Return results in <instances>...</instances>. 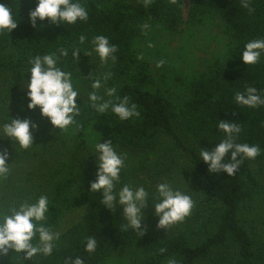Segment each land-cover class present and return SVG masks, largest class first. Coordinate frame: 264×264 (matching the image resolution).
<instances>
[{"label": "trees", "instance_id": "trees-1", "mask_svg": "<svg viewBox=\"0 0 264 264\" xmlns=\"http://www.w3.org/2000/svg\"><path fill=\"white\" fill-rule=\"evenodd\" d=\"M189 1L185 29L179 35L180 53H174L170 43L183 24L182 0H79L87 7V21L64 26L45 19L37 20L35 27L28 14L36 0H0L18 23L9 35L0 32V81L5 79L14 87L28 78L21 75L30 69L31 58L59 55L63 48L68 55L60 56L57 66L72 73L73 85L83 95L72 125L56 129L51 137L38 125L41 132L35 134L37 147L32 155L41 170L31 172L30 184L17 188L7 200L0 196V216L46 195L45 227L53 233L69 212L88 203L82 220L53 242L51 255L37 254L25 262L23 253L20 257L10 251L0 257V264H70L69 258L77 256L83 264H168L169 260L264 264V237L247 215L263 191L254 166L264 162V105L234 104V95L249 86L264 97V51L256 64L246 66L240 59L247 42L264 39V0H246L247 8L245 0ZM203 32L205 43L213 37L219 47L199 61L194 51L201 45ZM81 35L86 37L83 44ZM97 35L116 46L114 61L102 64L92 51L91 41ZM75 49L91 55L80 53L77 61L72 56ZM160 61L163 64L157 67ZM97 78L102 80L99 95L114 103L119 102L117 97L127 96L139 116L120 121L110 110L99 114L90 108L88 93L93 91L92 79ZM108 88L116 89L113 97L105 94ZM219 119L239 124L235 143L261 149L255 159H244L231 176L209 172L199 157L201 148L211 150L225 138L217 127ZM4 121L8 122L6 116ZM105 139L124 160L115 191L133 184L144 187L153 201H157L156 186L171 178L177 153L187 158V183L199 199L166 238L122 227L125 223L118 213L103 206L98 192L89 191L96 172L95 144ZM62 147L64 155L49 161ZM229 160L230 154L225 162ZM7 175L0 182L8 183ZM89 237L97 241L92 253L85 251Z\"/></svg>", "mask_w": 264, "mask_h": 264}, {"label": "clouds", "instance_id": "clouds-1", "mask_svg": "<svg viewBox=\"0 0 264 264\" xmlns=\"http://www.w3.org/2000/svg\"><path fill=\"white\" fill-rule=\"evenodd\" d=\"M243 7H249L248 3H243ZM29 21L33 27L37 20L47 21L51 24L72 25L77 21H87L88 10L79 0H36V7L29 11ZM10 7L0 2V32L9 33L17 27ZM86 37L80 36V43L85 42ZM92 51L95 52L99 61L103 64L109 59L115 60L117 48L110 44L109 39L104 35H97L92 38ZM264 51V39H256L245 44L240 55L242 62L248 66L256 64ZM91 55L89 52H81L75 49L72 56L78 61L79 54ZM66 49H59L56 53L37 55L30 59L31 65L24 74H28L26 80H22V91L27 99L28 110L39 109L41 117L47 118L51 125L49 133L54 130H64L72 125L80 114V105L77 99L79 91L73 86L72 73L58 67L60 56H67ZM163 61L158 62L157 67ZM90 75V73H89ZM88 75V76H89ZM102 87L101 79H92L91 89L88 93V103L90 108L96 113L103 114L111 111L120 121L128 120L131 117L139 116L135 104H129L127 96L117 97L118 103L112 100H105L98 94ZM115 88H108L105 94L113 97ZM234 104L255 108L264 105V97L258 94L255 87H246L244 92H237L234 95ZM9 122L3 123L0 127L3 136L7 138L10 145L20 149H28L33 146V132L38 125L29 119L8 118ZM217 127L225 134V138L216 144L211 150L201 148L199 153L200 161L208 165L211 173H227L234 175L244 159H255L261 152L258 145L248 143H235L236 135L241 128L238 123L219 119ZM94 157L96 165L95 179L90 182L89 191L102 197L101 203L110 210H115L122 206L124 219L127 221L122 227H131L143 235L141 229L144 220V208L147 206L149 193L144 187L122 186L119 191H115V185L120 180V172L124 166V160L116 152L110 140L95 144ZM230 154V160L226 161V156ZM239 157V159H238ZM7 150L0 151V177L8 174L9 168L6 160ZM156 200L152 204L154 215L158 217L157 227L165 228L183 220L190 215L193 208V201L187 194L179 190H174L167 183H160L156 186ZM118 206V207H117ZM49 211V199L46 195H41L35 202L21 203L18 207H12L10 214L0 216V256H6L11 251L14 254L23 253V261H30L33 256L40 254L49 256L53 252L54 235L45 227L47 220L46 213ZM34 239L37 243L34 245ZM97 241L89 237L85 244V251L92 253L96 250ZM163 251V249H161ZM70 264H83V260L77 256L69 258ZM168 264H176L174 260H169Z\"/></svg>", "mask_w": 264, "mask_h": 264}, {"label": "rangeland", "instance_id": "rangeland-1", "mask_svg": "<svg viewBox=\"0 0 264 264\" xmlns=\"http://www.w3.org/2000/svg\"><path fill=\"white\" fill-rule=\"evenodd\" d=\"M190 1L182 0V8H183V24L181 25V29L179 34L174 37L172 42L170 43V48L172 52H179L182 43V38L179 36L184 32L185 25L184 22L187 19L188 9H189ZM214 34H218V31L214 29ZM213 36V35H212ZM201 40V45H197V49L194 51L195 60L201 61L203 58H206L210 55L212 51L219 47L218 40L211 37V40L208 43H205L203 39L206 38V34L203 32V35L199 37ZM97 65H93L95 67ZM74 86V85H73ZM76 89L77 87L74 86ZM78 90V89H77ZM79 91V90H78ZM77 99V102L82 98V93ZM27 99L25 98V93L22 91V81L15 85L14 87H10L6 84V80L3 79L0 81V127H2L4 121V117L9 118H19V119H29L39 125L40 129L44 130L45 134L49 137L53 136L56 133L54 130L51 134L49 133V129L51 128L50 123L47 118L41 117L39 109L28 110L27 108ZM9 122V120H8ZM46 127V128H45ZM40 130L36 129L33 132V146L28 149H20L13 144V147L10 145L9 140L7 138L0 139V151L7 150L8 159L6 163L8 164L10 175V180L8 183L0 182V196L7 200L8 197L12 196L15 193V190L22 186H27L30 184V174L31 172H40L41 168L37 159H35L32 155V152L36 149V138L35 134H40ZM45 135V136H46ZM3 136L2 131H0V137ZM169 140H167L166 144L169 145ZM65 148H59L52 153V157H48L49 161H57L59 156H63L65 153ZM176 166L172 172L171 178L168 180V183L174 190H179L184 194H187L191 197L193 201V208L195 206L196 201L199 199L197 195L192 192L190 189L187 179H188V160L184 157L180 152L177 153L175 158ZM254 171L256 178L260 185L263 186V191L260 193L259 199L257 203L251 205L248 208L247 215H250L254 223L257 225L259 233L264 237V162L261 166L255 165ZM8 176V175H6ZM130 187L136 188L133 184ZM148 204L144 208V220L141 224V229L143 233L146 235H150L158 238H166L172 231L177 229L181 222H177L175 224L169 225L165 228L157 227L158 217L154 215V210L152 208V204L157 202L148 199ZM88 203L84 202L79 207L69 212L64 218L62 224L56 231L53 232L55 242L61 235L66 233L73 225L82 220L86 213ZM118 207V206H117ZM192 208V210H193ZM191 210V211H192ZM118 215L122 218L123 222L126 224L127 221L123 217L122 206L115 209ZM139 230V229H138ZM140 231V230H139ZM2 257V256H0Z\"/></svg>", "mask_w": 264, "mask_h": 264}]
</instances>
